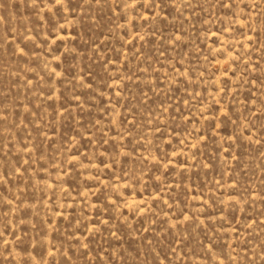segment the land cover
Listing matches in <instances>:
<instances>
[{
	"label": "rangeland",
	"instance_id": "374dc122",
	"mask_svg": "<svg viewBox=\"0 0 264 264\" xmlns=\"http://www.w3.org/2000/svg\"><path fill=\"white\" fill-rule=\"evenodd\" d=\"M0 264H264V0H0Z\"/></svg>",
	"mask_w": 264,
	"mask_h": 264
}]
</instances>
